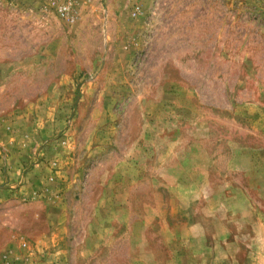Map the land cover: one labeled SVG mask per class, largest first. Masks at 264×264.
<instances>
[{
	"label": "rangeland",
	"instance_id": "1",
	"mask_svg": "<svg viewBox=\"0 0 264 264\" xmlns=\"http://www.w3.org/2000/svg\"><path fill=\"white\" fill-rule=\"evenodd\" d=\"M0 264H264V0H0Z\"/></svg>",
	"mask_w": 264,
	"mask_h": 264
}]
</instances>
